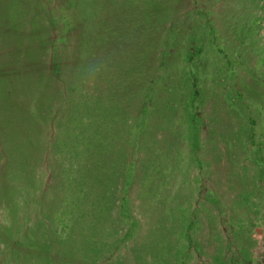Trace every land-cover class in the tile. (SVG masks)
Returning a JSON list of instances; mask_svg holds the SVG:
<instances>
[{"label": "rangeland", "instance_id": "1", "mask_svg": "<svg viewBox=\"0 0 264 264\" xmlns=\"http://www.w3.org/2000/svg\"><path fill=\"white\" fill-rule=\"evenodd\" d=\"M0 264H264V0H0Z\"/></svg>", "mask_w": 264, "mask_h": 264}]
</instances>
